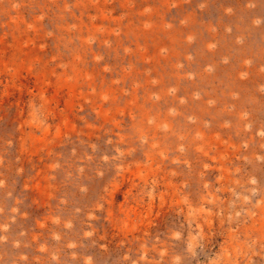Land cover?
I'll return each instance as SVG.
<instances>
[{
  "label": "rangeland",
  "instance_id": "obj_1",
  "mask_svg": "<svg viewBox=\"0 0 264 264\" xmlns=\"http://www.w3.org/2000/svg\"><path fill=\"white\" fill-rule=\"evenodd\" d=\"M0 264H264V0H0Z\"/></svg>",
  "mask_w": 264,
  "mask_h": 264
}]
</instances>
